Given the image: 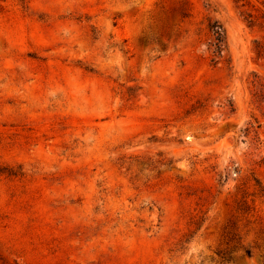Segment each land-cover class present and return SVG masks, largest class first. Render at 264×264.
Segmentation results:
<instances>
[{
  "label": "rangeland",
  "instance_id": "rangeland-1",
  "mask_svg": "<svg viewBox=\"0 0 264 264\" xmlns=\"http://www.w3.org/2000/svg\"><path fill=\"white\" fill-rule=\"evenodd\" d=\"M0 264H264V0H0Z\"/></svg>",
  "mask_w": 264,
  "mask_h": 264
},
{
  "label": "trees",
  "instance_id": "trees-1",
  "mask_svg": "<svg viewBox=\"0 0 264 264\" xmlns=\"http://www.w3.org/2000/svg\"><path fill=\"white\" fill-rule=\"evenodd\" d=\"M212 33H213V37H214V41H215V45H214V48H213V53H214V55L219 56L221 51H222L221 47H222V44H223L222 31L218 27L217 31H214V29H212Z\"/></svg>",
  "mask_w": 264,
  "mask_h": 264
}]
</instances>
